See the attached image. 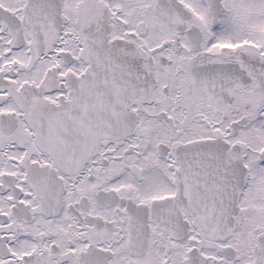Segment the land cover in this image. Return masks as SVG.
<instances>
[{
    "label": "snow or ice",
    "instance_id": "snow-or-ice-1",
    "mask_svg": "<svg viewBox=\"0 0 264 264\" xmlns=\"http://www.w3.org/2000/svg\"><path fill=\"white\" fill-rule=\"evenodd\" d=\"M0 264H264V0H0Z\"/></svg>",
    "mask_w": 264,
    "mask_h": 264
}]
</instances>
